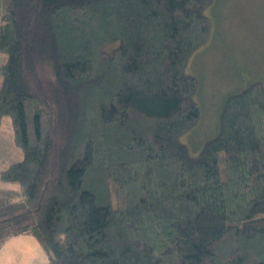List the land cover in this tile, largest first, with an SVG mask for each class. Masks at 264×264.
I'll list each match as a JSON object with an SVG mask.
<instances>
[{
    "label": "trees",
    "instance_id": "16d2710c",
    "mask_svg": "<svg viewBox=\"0 0 264 264\" xmlns=\"http://www.w3.org/2000/svg\"><path fill=\"white\" fill-rule=\"evenodd\" d=\"M214 0H0V248L31 234L48 264H264V84L223 101L191 153Z\"/></svg>",
    "mask_w": 264,
    "mask_h": 264
},
{
    "label": "rangeland",
    "instance_id": "374dc122",
    "mask_svg": "<svg viewBox=\"0 0 264 264\" xmlns=\"http://www.w3.org/2000/svg\"><path fill=\"white\" fill-rule=\"evenodd\" d=\"M208 18L209 34L205 42L190 56L185 72L196 76L199 89L194 100L201 108L200 121L183 134L191 153L196 154L203 142L218 130L224 98L253 81L264 84V0H214L204 10ZM6 54L0 52V64ZM21 148L13 141L11 120L2 118L0 127V170L22 158ZM0 188L19 189L18 185L0 180ZM25 248L19 253V264H36L35 252L40 245L31 234L21 237ZM20 249L16 251L19 252ZM14 251L3 253L2 262Z\"/></svg>",
    "mask_w": 264,
    "mask_h": 264
},
{
    "label": "crops",
    "instance_id": "0c3cea01",
    "mask_svg": "<svg viewBox=\"0 0 264 264\" xmlns=\"http://www.w3.org/2000/svg\"><path fill=\"white\" fill-rule=\"evenodd\" d=\"M23 236H26V234L12 236L3 243V245L0 248V264H19L20 261L19 253L21 252V249L25 248V243H23V241L21 240V237ZM17 249H20L19 252L16 251ZM9 250L14 251L12 257L7 261L2 262V257H3L2 255L4 251L7 252ZM30 254H33V257L31 258V263L34 262L33 258L37 257L38 261L36 262V264H48L47 255L42 247L40 248V250L39 248L36 247L34 253H32L31 251L26 252L28 258Z\"/></svg>",
    "mask_w": 264,
    "mask_h": 264
}]
</instances>
